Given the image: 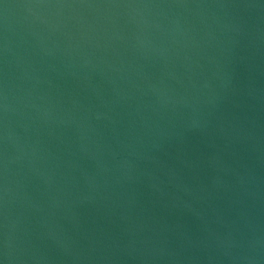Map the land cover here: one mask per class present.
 Wrapping results in <instances>:
<instances>
[{
	"label": "water",
	"instance_id": "water-1",
	"mask_svg": "<svg viewBox=\"0 0 264 264\" xmlns=\"http://www.w3.org/2000/svg\"><path fill=\"white\" fill-rule=\"evenodd\" d=\"M0 264H264V0H0Z\"/></svg>",
	"mask_w": 264,
	"mask_h": 264
}]
</instances>
